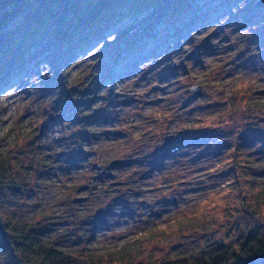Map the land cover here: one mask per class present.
Wrapping results in <instances>:
<instances>
[{
    "label": "rangeland",
    "instance_id": "374dc122",
    "mask_svg": "<svg viewBox=\"0 0 264 264\" xmlns=\"http://www.w3.org/2000/svg\"><path fill=\"white\" fill-rule=\"evenodd\" d=\"M257 1L190 0L189 19L130 52L123 45L143 34L135 17L71 55L50 47L34 56L0 87V144L28 174L0 194L2 216L41 220L62 246L91 252L174 234L138 242L129 257L142 262L229 242L253 226L263 232L264 213H251L264 188ZM34 124L44 129L39 143L14 142ZM205 213L218 223L200 231L177 223ZM0 264L20 263L0 252Z\"/></svg>",
    "mask_w": 264,
    "mask_h": 264
},
{
    "label": "trees",
    "instance_id": "16d2710c",
    "mask_svg": "<svg viewBox=\"0 0 264 264\" xmlns=\"http://www.w3.org/2000/svg\"><path fill=\"white\" fill-rule=\"evenodd\" d=\"M189 4L190 0H0V87L26 70L33 57L44 50L60 47L71 55L78 46L102 40L127 17L139 19L137 27L143 28L140 31L143 34L139 40H131L123 46L127 52L137 50L153 38L159 27L166 28L189 19ZM93 101L78 104L92 107ZM257 102L260 100L251 101L252 104ZM251 103L249 101L250 106ZM83 111L85 116L91 115L87 113L90 109ZM37 129L35 124L21 127L14 142L24 137L36 145L44 130L38 132ZM37 149L35 156L43 162L41 145L38 144ZM24 168L11 147L0 144V194L4 189L18 187L20 173L28 177ZM36 212L44 219L47 216L45 210ZM262 212L264 188L256 193V203L251 210L256 214ZM219 217L217 213H205L177 223L188 231H200L217 224ZM43 226L41 220L3 217L0 213V252L11 262L20 264H264V231L260 232L257 226L246 229L240 237L229 242L221 241L194 252L150 262L139 261L138 253L129 257L139 252L137 243L159 238L171 242L174 234L166 231L163 234V230L155 233L157 236H143L122 246L91 252L88 248L62 246L47 235Z\"/></svg>",
    "mask_w": 264,
    "mask_h": 264
},
{
    "label": "water",
    "instance_id": "95a60500",
    "mask_svg": "<svg viewBox=\"0 0 264 264\" xmlns=\"http://www.w3.org/2000/svg\"><path fill=\"white\" fill-rule=\"evenodd\" d=\"M264 5V0H258L256 3H255V6H263ZM191 90L193 92H198L200 91V86H194L191 88ZM53 119V118H52Z\"/></svg>",
    "mask_w": 264,
    "mask_h": 264
}]
</instances>
